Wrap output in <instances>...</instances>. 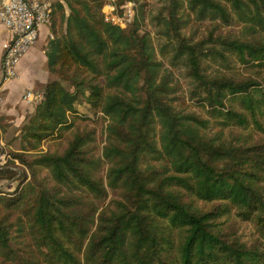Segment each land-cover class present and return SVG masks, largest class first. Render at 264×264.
I'll return each instance as SVG.
<instances>
[{
  "label": "trees",
  "instance_id": "1",
  "mask_svg": "<svg viewBox=\"0 0 264 264\" xmlns=\"http://www.w3.org/2000/svg\"><path fill=\"white\" fill-rule=\"evenodd\" d=\"M63 2V34L54 20L46 47L59 77L22 126L20 151L0 166V182L18 183L0 192V264H264V0H168L160 12L161 53L171 48L206 116L177 108L169 72L156 83L163 64L143 19L122 29L104 22L103 0ZM184 9L215 27L188 36ZM131 82V94L114 93ZM82 101L109 119L107 182L95 130L74 133L63 153L41 149L71 129ZM148 157L160 166L144 167ZM108 189L119 197L104 206ZM242 223L256 230L251 241Z\"/></svg>",
  "mask_w": 264,
  "mask_h": 264
},
{
  "label": "rangeland",
  "instance_id": "2",
  "mask_svg": "<svg viewBox=\"0 0 264 264\" xmlns=\"http://www.w3.org/2000/svg\"><path fill=\"white\" fill-rule=\"evenodd\" d=\"M132 2H135L137 5L136 18L140 17L141 20L143 19L141 26L142 31L144 33L149 34V39H150L149 45L153 58L155 59V61L161 62L163 64L159 72V79L156 80V83L158 84L162 76L168 74L169 72L172 78L171 86L178 88V91L176 93L178 99L174 101V104L177 106V108L187 113H198L206 116L202 108L201 100L192 97L191 80L186 76L184 67L182 65H177V64H175L174 66L172 65L171 57L173 52L171 48L165 50L164 56L161 53L162 47L165 45V42H168V40L162 34L164 21L160 20V12L165 11L164 9L165 7H167L168 0H138ZM116 4H118V0ZM105 6L106 5L103 0L102 9H101V14L103 16V19H104V13L107 11V9H105ZM67 11H68L67 13H69V9ZM58 17H57L58 25L57 24L55 25V30L58 31L59 34H63V31L61 32L62 25L59 21L60 18ZM181 17L183 21L187 23V26L184 29V33H187L188 36H192L197 39L201 38L203 35H206L216 25L215 23H212L210 21H204L202 23L199 22L198 20H196L194 15L190 14V12L185 9L182 11ZM52 28H53V24H52ZM52 37L53 36H51V38ZM236 69L242 70L239 65H236ZM52 76H53L52 80H56L59 77L58 74H52ZM131 85L129 87L120 86L117 89H115L114 93L121 95L131 94L130 89L134 88L133 82H131ZM29 111H31L32 113L28 115L27 119L34 114L35 108L29 109ZM12 119L13 117H3V116L0 117V129L3 131L2 133L0 132V149H1L0 166H3L9 160L10 157H13L12 154L14 152L18 153L21 149V140L19 138V132L27 119L25 120L23 125H21L19 128L16 127L13 122H11ZM71 120L72 122H74L71 129H63L60 133L59 138L55 140L46 141L41 149L44 152L48 151L51 153H63L68 146L69 140L72 139L74 133L83 130H95L96 136L94 142L92 143L93 155L95 159L102 160L100 166L97 169V173L99 177L103 178L104 181L107 182L106 176L110 164L102 157V155L105 147L108 145L107 126L109 124V119L105 117L102 113L95 112L89 104L82 101L77 104L76 114H74V116L73 115L71 116ZM158 131H160V128ZM8 155L10 157H7ZM2 156L6 157L5 162H3V160L1 159ZM28 157L29 159H31L33 156L29 155ZM160 163H161L160 161L148 157L145 159L143 166L146 168H148L149 166L152 167L160 166ZM17 166L19 167V169L22 168L18 164V162H17ZM38 176L39 179H43L48 185L52 187L55 186L59 187L58 183L56 182V180L48 170H41ZM29 177L30 176H28V178ZM29 180L30 179H28V181ZM13 184L14 182L11 183L1 182L0 192L6 195L12 193L18 186L17 182L16 184L14 185ZM61 189L65 194L85 193L83 189H77L73 186H68V187L62 186ZM108 192H109L108 200L105 203H101V205L107 206L111 201L119 197L118 191H113L108 189ZM27 215H28L27 212H24L22 215V218L24 217L23 219L25 222L28 221ZM255 232L256 230L253 228V226L247 223L240 224V234L243 236V238L246 241H251V239H254ZM28 237H29L28 238L29 244L30 245L33 244L34 246L36 244V241L34 240L32 234L29 233ZM1 260L2 259L0 258V262Z\"/></svg>",
  "mask_w": 264,
  "mask_h": 264
},
{
  "label": "built area",
  "instance_id": "3",
  "mask_svg": "<svg viewBox=\"0 0 264 264\" xmlns=\"http://www.w3.org/2000/svg\"><path fill=\"white\" fill-rule=\"evenodd\" d=\"M56 0H0V23L9 31L11 38L3 44L2 78L0 80V105L2 85L18 77V65L26 54L38 43L41 28L51 26L54 21ZM117 0H104V20L116 27L127 28L137 16L135 2L122 6ZM43 93L29 91L24 100L37 108L43 101ZM3 162L6 157L2 156ZM2 164V162H1Z\"/></svg>",
  "mask_w": 264,
  "mask_h": 264
},
{
  "label": "crops",
  "instance_id": "4",
  "mask_svg": "<svg viewBox=\"0 0 264 264\" xmlns=\"http://www.w3.org/2000/svg\"><path fill=\"white\" fill-rule=\"evenodd\" d=\"M60 2L65 5L66 11L68 10L63 0H56L55 25H58V15V18L61 17L60 10H58L57 6ZM59 21L61 23V18ZM51 36L52 25L42 27L38 43L26 54L18 65V77L6 81L2 85L3 99L0 105V117H13L11 122L18 128L23 125L28 115L32 113L29 109H34L31 104H28L24 100L25 94L29 91L43 93L45 87L54 81L52 80V74L47 68L48 59L46 55V47ZM10 38L9 31L0 23V80L2 78L3 44ZM0 132L2 133L3 131L0 129Z\"/></svg>",
  "mask_w": 264,
  "mask_h": 264
}]
</instances>
